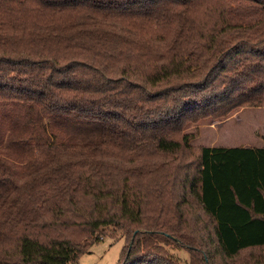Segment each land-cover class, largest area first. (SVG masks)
I'll list each match as a JSON object with an SVG mask.
<instances>
[{"label":"trees","instance_id":"trees-1","mask_svg":"<svg viewBox=\"0 0 264 264\" xmlns=\"http://www.w3.org/2000/svg\"><path fill=\"white\" fill-rule=\"evenodd\" d=\"M264 107V0H0V264H264V146L185 128Z\"/></svg>","mask_w":264,"mask_h":264},{"label":"rangeland","instance_id":"rangeland-1","mask_svg":"<svg viewBox=\"0 0 264 264\" xmlns=\"http://www.w3.org/2000/svg\"><path fill=\"white\" fill-rule=\"evenodd\" d=\"M195 136L190 141L195 151L202 146L239 147L264 146V107H243L234 110L226 117L204 118L185 128ZM125 239L114 240L105 237L94 244L89 253L83 254L76 264H118ZM166 249L181 264H189L188 251L176 246Z\"/></svg>","mask_w":264,"mask_h":264}]
</instances>
